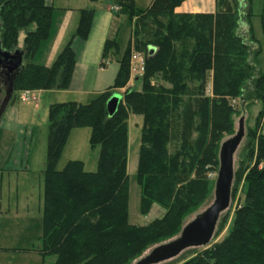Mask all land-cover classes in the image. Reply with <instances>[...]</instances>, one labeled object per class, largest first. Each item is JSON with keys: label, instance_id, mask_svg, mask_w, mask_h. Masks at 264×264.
Listing matches in <instances>:
<instances>
[{"label": "trees", "instance_id": "obj_1", "mask_svg": "<svg viewBox=\"0 0 264 264\" xmlns=\"http://www.w3.org/2000/svg\"><path fill=\"white\" fill-rule=\"evenodd\" d=\"M185 1L152 0L142 10L135 0H114L119 13L135 21L134 41L119 60L114 85L87 104L50 106L44 235L38 249L43 258L54 256L55 264H131L172 240L209 198L208 174L219 163L221 140L234 129L232 100L241 98L244 110L256 104L262 110L234 172L233 201L243 183L238 204L219 221L213 241L179 264H264V43L253 27V0L246 9L238 0H217L215 13H177ZM54 10L47 0H0L4 49L14 51L20 29L34 25L23 47L24 59L33 57L51 35ZM95 13L81 9L77 37H89ZM260 13L264 26V4ZM119 49L115 40H107L103 60ZM134 52L144 55L142 89L127 90L110 116L107 103L113 89L129 84ZM76 61L70 41L50 67L26 62L15 91L68 89ZM131 113L143 116L137 170L141 213L147 215L154 204L165 209L143 226L129 222ZM80 127H90L91 144L100 146L97 170L87 171L78 160L58 170L71 130Z\"/></svg>", "mask_w": 264, "mask_h": 264}, {"label": "rangeland", "instance_id": "obj_2", "mask_svg": "<svg viewBox=\"0 0 264 264\" xmlns=\"http://www.w3.org/2000/svg\"><path fill=\"white\" fill-rule=\"evenodd\" d=\"M151 1L135 0L136 7L146 10L150 6ZM249 1L252 0H238L239 7L246 9ZM111 2H114V0H79L75 4L86 8L99 9ZM252 2L255 13L252 19L255 34L264 43V26L260 17L264 0H253ZM242 21L244 22L243 19ZM134 28L135 21H132L127 14L119 13L116 16L110 37L115 38L120 49L113 56V63L108 61L110 63L108 70L104 73L106 80L111 86L114 85L119 71L117 62L123 57L129 42L134 41ZM243 30L244 27L240 28L239 32ZM134 54L144 56L137 52H134ZM134 54L131 59L130 84L124 88H112V96L116 95L124 98L127 90L142 89L144 72L137 68L139 61L137 57H134ZM32 61V59L28 60V62ZM155 83L169 87V84L161 79L155 80ZM26 91H30V97L27 100H23ZM42 91L45 92L44 97H41L36 90L15 91L0 120V264H55L54 256L43 258L38 252L36 253L38 245H42V237L44 235V171L48 148L49 110L50 106L55 103L77 101L87 104L96 98L94 95L76 96L71 95V93L65 95L67 93L54 92V90ZM207 95L212 96V80L208 81ZM232 105L235 109L233 118L234 129L232 133L223 137L220 142V148L225 140L238 132L240 120L244 119L245 134L235 154L234 171L236 172L239 155L250 140L251 130L256 128V117L262 110V105L256 104L244 110L241 98L233 99ZM128 127L129 222L132 225L143 226L154 219L162 217L165 209L159 204H154L147 215L141 213V187L138 183L137 170L143 133V116L131 113L128 119ZM260 129L264 132V125ZM91 132L90 127L73 128L71 130L57 163L58 170L64 169L70 161L77 160L85 163L87 171L97 170L100 146L94 147L91 144ZM174 150V146H171V152ZM219 164L220 161L217 167L209 172L208 175L209 198L196 212L190 213L186 217L184 226L214 201ZM242 186L243 183L237 193L236 200L233 201V198H231L229 209L221 215L219 221L227 212L237 206V198ZM180 233L172 239L178 237ZM152 248L146 250L142 256L148 254ZM202 248L187 249L179 256L158 264L182 263L184 257H190L193 251H198ZM142 256L135 259L131 264H134Z\"/></svg>", "mask_w": 264, "mask_h": 264}, {"label": "crops", "instance_id": "obj_3", "mask_svg": "<svg viewBox=\"0 0 264 264\" xmlns=\"http://www.w3.org/2000/svg\"><path fill=\"white\" fill-rule=\"evenodd\" d=\"M47 1L55 7L51 35L49 39L41 44L36 54L29 59L33 60L32 63L50 67L66 45L72 41L76 51L77 61L71 84L68 89L54 90V92L67 93L65 95L71 93V95L76 96L94 95V97L105 92L111 84L106 80L104 73L107 72L108 65L113 63V56L104 61L103 49L107 40H115V38L110 37V34L116 16L119 15L118 7L114 2H111L105 7L95 8L96 13L89 37L83 40L77 37L76 33L80 22L81 9L86 7L75 4L79 0ZM216 10L217 0H186L175 11L177 13H215ZM34 29V25L20 29V39L18 38L17 48L23 50L25 35H27L28 31ZM257 38L260 39L259 37ZM136 55L139 61L137 68L139 69L141 55ZM29 59H24V64ZM103 62L105 63L104 65H102ZM117 63L119 64V61ZM36 91L39 92L41 97L45 96L44 91ZM40 247L41 245H38L36 253Z\"/></svg>", "mask_w": 264, "mask_h": 264}, {"label": "water", "instance_id": "obj_4", "mask_svg": "<svg viewBox=\"0 0 264 264\" xmlns=\"http://www.w3.org/2000/svg\"><path fill=\"white\" fill-rule=\"evenodd\" d=\"M150 49L151 53L155 51L154 47ZM23 66L24 51L20 48H16L12 52L7 51L4 49L0 39V88L3 84L7 86L6 97L0 109V120L13 97L15 80ZM122 99L121 96H111L107 103L110 116L115 114ZM244 134V119H241L238 132L221 145L219 171L212 204L189 221L178 237L156 246L134 264H158L179 256L187 249L205 247L211 243L221 215L229 209L231 204L235 154L243 140Z\"/></svg>", "mask_w": 264, "mask_h": 264}, {"label": "built area", "instance_id": "obj_5", "mask_svg": "<svg viewBox=\"0 0 264 264\" xmlns=\"http://www.w3.org/2000/svg\"><path fill=\"white\" fill-rule=\"evenodd\" d=\"M134 57H137V55H134ZM140 70L144 72V58L142 56L140 57ZM28 97H30V91H26L23 96V100H27Z\"/></svg>", "mask_w": 264, "mask_h": 264}, {"label": "flooded vegetation", "instance_id": "obj_6", "mask_svg": "<svg viewBox=\"0 0 264 264\" xmlns=\"http://www.w3.org/2000/svg\"><path fill=\"white\" fill-rule=\"evenodd\" d=\"M0 91H1L0 92V109H1L2 102L4 101L6 97L7 86L3 84L2 87L0 88Z\"/></svg>", "mask_w": 264, "mask_h": 264}]
</instances>
